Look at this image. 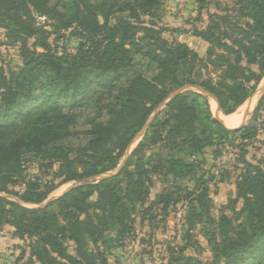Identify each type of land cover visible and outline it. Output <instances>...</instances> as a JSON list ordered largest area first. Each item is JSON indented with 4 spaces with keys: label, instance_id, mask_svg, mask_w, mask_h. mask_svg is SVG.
<instances>
[{
    "label": "trees",
    "instance_id": "trees-1",
    "mask_svg": "<svg viewBox=\"0 0 264 264\" xmlns=\"http://www.w3.org/2000/svg\"><path fill=\"white\" fill-rule=\"evenodd\" d=\"M166 1L0 0L2 46L22 60L17 70L0 64V229L22 242L14 264H122L115 253L147 244L142 229L152 240L180 205L182 243H168L163 264H203L189 254L200 250L199 235L217 261L263 264L264 163H249L246 148L264 100L229 130L201 91L224 115L255 92L264 78V0H195L196 23L171 33L205 42V56L165 37ZM164 103L121 171L91 180L117 169ZM226 143L244 168L215 216V177L196 157ZM157 181L166 186L151 199ZM69 183L77 185L42 206Z\"/></svg>",
    "mask_w": 264,
    "mask_h": 264
},
{
    "label": "rangeland",
    "instance_id": "rangeland-1",
    "mask_svg": "<svg viewBox=\"0 0 264 264\" xmlns=\"http://www.w3.org/2000/svg\"><path fill=\"white\" fill-rule=\"evenodd\" d=\"M197 4L195 0H167L164 4V16L161 25L167 29L165 32V37L168 39L177 38L181 39L180 35L172 34L173 29H184L190 30V27L196 23L195 13ZM200 25V24H199ZM197 25V26H199ZM181 29V30H182ZM183 40L187 39L184 35ZM5 42L3 32L0 31V64H7L13 69L17 70L22 67V60L19 57V53L16 48L2 46V43ZM190 46L196 49L201 56H205L207 50V44L205 47L198 41L191 40ZM78 41L73 40L69 44V51L74 52ZM205 50V51H204ZM264 86V78L261 82L260 88ZM214 116H217L216 113V104L212 99L209 100ZM216 118V117H215ZM144 135L138 136L134 143L132 144L130 150L126 156L121 160L118 167L122 166L127 158L131 155L132 151L137 147L139 142L143 139ZM158 149H155L154 152H157ZM153 152V153H154ZM167 152V151H165ZM246 160L254 165H263L264 163V118H262V124L259 129V134L256 140L246 148ZM149 153L148 155H150ZM241 152L240 150L231 147L230 143H226L221 146H217L211 149H208L204 156H197L198 161H202V168L204 171H207L211 176L215 178L212 179L210 184V197L215 205L213 214L218 215L220 208L227 204L229 198L235 192V183L240 171L238 169L244 168L242 162H240ZM31 172L36 173V165H31ZM117 167V168H118ZM74 183H69L59 187L51 196V198H56L62 195L64 192L73 188ZM166 184L159 181L150 189V197L153 199L156 194L164 190ZM190 187L192 185L190 184ZM187 210H185L181 205L178 207L177 211L172 213L171 217L165 225H159L158 231L154 234L152 240L146 237L148 231L147 228L142 229L141 238L147 239V244L142 245H133L128 247L127 250L118 251L115 253V257L111 258L112 262L116 257L119 258L122 264H163L167 258V248L168 243L179 244L182 243L183 235V223L184 219L187 217ZM165 226V227H164ZM165 228V229H164ZM199 233V229L196 231ZM200 250L199 251H190L189 254L200 259L203 264H224L220 260L215 259L213 251L208 247L206 240L199 235ZM12 249V248H11ZM7 249L3 250L0 253V258L5 260ZM152 252L151 254H148ZM126 255V256H125ZM135 257V258H134ZM134 261V262H133ZM264 264V262H263Z\"/></svg>",
    "mask_w": 264,
    "mask_h": 264
},
{
    "label": "crops",
    "instance_id": "crops-1",
    "mask_svg": "<svg viewBox=\"0 0 264 264\" xmlns=\"http://www.w3.org/2000/svg\"><path fill=\"white\" fill-rule=\"evenodd\" d=\"M185 36L187 37V39L183 40L182 38H184V36H180L181 38L180 40L182 42L187 43L189 46L191 44L190 43L191 40H194L195 42L198 41L203 45V47H205L206 45L205 42H203L198 38H195L190 35H185ZM260 85L261 83L258 85L257 89L251 95V97L247 99V101L235 113L231 115H224L221 112V110L217 113V109H216L218 119L221 120V122L227 129L229 130L239 129L245 126L249 122V120L253 117V115L255 114V112L257 111V109L264 100V86L260 88ZM13 231L14 229L11 227L0 229V253H2L3 250L7 249L6 255L4 257L5 260L0 258V264H14L18 257L19 252L18 250L15 249V246L22 245V242L12 235Z\"/></svg>",
    "mask_w": 264,
    "mask_h": 264
},
{
    "label": "water",
    "instance_id": "water-1",
    "mask_svg": "<svg viewBox=\"0 0 264 264\" xmlns=\"http://www.w3.org/2000/svg\"><path fill=\"white\" fill-rule=\"evenodd\" d=\"M185 89H190V87H185V88L181 89L180 91L174 93V94L169 98V100H170L171 98H173L174 96H176L178 93H180V92H182L183 90H185ZM200 91H201V90H200ZM201 92H202L204 95H206L208 98L212 99V100L216 103V105H217V113H218V112L220 111V107H219V103H218L217 99H216L213 95H211L210 93H207V92H204V91H201ZM165 104H166V103H164L162 106H160L159 109H157V111L153 114V116H152V118L149 120L147 126L143 129V131L139 134V136L144 135V134L146 133V131L148 130V127H149L150 122H151L152 119L155 117V115H156L160 110H162V108L165 106ZM215 117H216V119H218L217 116H215ZM218 120H219V119H218ZM219 121H221V120H219ZM125 163H126V161L124 162V164H123L122 166L118 167L115 171H113V172H109V173L104 174V175L99 176V177L92 178L91 180H97V181H100V180H102V179H105V178H108V177L114 176V175L118 174V173L121 171V169L124 167ZM74 184H75V183H74ZM76 185H77V184H75V186H76ZM70 189H72V188H70ZM70 189H69V190H70ZM69 190H67L66 192H68ZM66 192H64L62 195H64ZM62 195H60V196H58V197H56V198H51V199L49 198L48 201H47L46 203H44V205H42V206L47 205L50 201L55 200V199L61 197Z\"/></svg>",
    "mask_w": 264,
    "mask_h": 264
},
{
    "label": "bare ground",
    "instance_id": "bare-ground-1",
    "mask_svg": "<svg viewBox=\"0 0 264 264\" xmlns=\"http://www.w3.org/2000/svg\"><path fill=\"white\" fill-rule=\"evenodd\" d=\"M213 101V100H212ZM217 106H215V108H216ZM217 109V108H216ZM237 116V115H236ZM229 122V121H228Z\"/></svg>",
    "mask_w": 264,
    "mask_h": 264
}]
</instances>
